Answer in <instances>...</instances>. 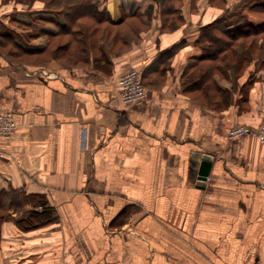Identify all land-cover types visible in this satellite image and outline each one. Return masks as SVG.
Here are the masks:
<instances>
[{"label":"crops","instance_id":"1","mask_svg":"<svg viewBox=\"0 0 264 264\" xmlns=\"http://www.w3.org/2000/svg\"><path fill=\"white\" fill-rule=\"evenodd\" d=\"M12 2L0 0V46L15 48L0 47V112L18 124L0 138V264H264V144L228 138L262 122L264 64L228 76L227 51L208 41L211 25L229 24L210 0L60 12ZM35 11L47 15L31 24ZM84 11L124 29L93 32ZM162 12L178 17L168 24ZM127 65L141 69L147 95L122 105L113 98ZM202 159L212 164L200 187L190 168ZM121 217L135 226L117 225ZM120 234L138 238L121 253Z\"/></svg>","mask_w":264,"mask_h":264},{"label":"rangeland","instance_id":"2","mask_svg":"<svg viewBox=\"0 0 264 264\" xmlns=\"http://www.w3.org/2000/svg\"><path fill=\"white\" fill-rule=\"evenodd\" d=\"M1 1L3 3H8V4H10L13 1L12 3H15V5H20V6L29 7V8L32 7L37 2L43 5H46V6L60 4L61 6L60 7L57 6L58 8L53 7L57 12H60L61 10H66L63 8H66L67 6L69 9H71L73 6L75 7L76 4L78 5L80 4L81 6L90 7V4L92 2H95V4H100L102 1H107V0H1ZM147 1L153 2L154 4H156L160 8V10L161 8H163V6L165 7L167 4L168 5L172 4L173 7L174 5H177L175 4L177 3V0H147ZM188 1H190V3H194V2H197L198 0H188ZM210 3H212V5L215 6L214 9H216V13H214L213 15L215 14L217 15L219 12H221L220 15L217 17L218 18L217 20H220V19L222 21L224 20L223 22H226L229 24L228 28H234V26H238L246 22L247 23L251 22L252 24L256 26L258 25L257 27L260 28V31L256 33L252 32V33H247V34H242V35H237V34L232 35V34H228V32L226 34L224 28H222V27H226L227 25L225 26L224 24H222L221 27L219 28H218V25H219L218 23L216 24L214 23L213 25H211L210 29L213 35H211L212 37L210 38V41H208L209 43L211 42V45L209 46H211V48L223 47L225 51H227L225 53L226 55L223 56L221 60L223 61L222 63L224 66L223 68H228V71L226 70L228 72V76H231L234 81L237 79L239 74H241L242 72L245 71V69H247V66H251L253 63H254V66L257 65V63L264 64V0H210ZM84 13H88V15H84ZM14 14L15 13H13V15L10 18L11 21L12 20L14 21L15 19H18L20 17ZM46 15L47 14H45L43 11H38V12L35 11L34 13L32 12V14L30 15H26L25 18L27 21L29 19L30 20L29 22H31V24L33 23L36 24L39 22L41 17H45ZM83 15H84L83 17H88V18L82 19V21H84L88 27H91V28L93 27L92 29L93 32H97L98 27H99L101 31L100 33H102L103 35L108 34V33H115L117 37L119 33L122 32L121 30L124 29V25H119L118 27H110L106 24H103L102 23L103 20L101 16H99L98 14H94V15L92 14L93 16L98 17L96 18L97 21L102 23V25L99 24V26H95L94 24H92L93 21H91L89 18L92 16L91 14H89V12L84 11ZM176 17L178 16L173 15L172 12L171 13L162 12V22L166 21L169 24L170 22L169 20L171 19L176 20ZM135 21H133V23H135ZM21 28H25V30H29V28L24 27V26L23 27L20 26L17 30L22 31ZM245 30H247L248 32L251 29L246 27ZM215 39L216 41H214ZM1 41H3L1 42L2 44V46H0L1 48H4L5 50H8L9 48L11 50L12 48H14L11 46L12 45L11 40L8 39V41H4L1 39ZM25 42L23 41L22 44H24L26 49L35 47V43H33V41L26 39ZM49 42H47L46 45H49ZM39 43L42 44V41H40ZM57 44H58V41L53 40L50 50L56 49ZM49 54L53 55V53L51 52H49ZM43 58L48 59V57L47 56L44 57V55H43ZM27 59H29L30 61L36 60V63H40L39 60L41 59V57L40 55L33 56V57L27 56ZM211 64L217 65V63L214 60L211 62ZM126 67H128V65L121 68L118 76L120 75L122 70ZM239 67H242L244 69L241 70L242 68L239 69ZM116 219H118V217ZM115 223L117 225L121 224V226L125 223L128 224L127 226H132V225L135 226L134 224L135 222L133 220L130 221L129 218L127 217H124V218L121 217V219L117 220V222ZM148 234L150 238L153 239L154 241L157 240L159 242H163V241L172 240L170 237H168L170 234H167L168 236L165 234L164 236L160 235L157 232L148 233ZM132 236L134 238L132 237L130 239L127 237L126 234H120L119 236H117L116 247L118 248V251L120 253L124 252L123 243L126 244L131 239H134V240L138 239V238H135L134 235ZM185 239L187 240V238ZM185 239H182V240H185ZM160 250L161 249H159V251ZM162 251L164 253L163 254L164 256L169 257V258L172 256V251L170 249L163 248Z\"/></svg>","mask_w":264,"mask_h":264},{"label":"built area","instance_id":"3","mask_svg":"<svg viewBox=\"0 0 264 264\" xmlns=\"http://www.w3.org/2000/svg\"><path fill=\"white\" fill-rule=\"evenodd\" d=\"M47 74V72H45ZM147 89L143 81V73L140 68L128 66L122 70L117 78V89L113 98L114 102L129 105L140 102L146 98ZM17 120L12 113L0 112V138H10L17 129ZM86 131H83L82 142H86ZM252 136L264 144V112L262 122L254 127L238 124L228 131V138Z\"/></svg>","mask_w":264,"mask_h":264},{"label":"water","instance_id":"4","mask_svg":"<svg viewBox=\"0 0 264 264\" xmlns=\"http://www.w3.org/2000/svg\"><path fill=\"white\" fill-rule=\"evenodd\" d=\"M211 164L210 159H202L195 161L190 168V175L198 186L202 187L206 183Z\"/></svg>","mask_w":264,"mask_h":264},{"label":"trees","instance_id":"5","mask_svg":"<svg viewBox=\"0 0 264 264\" xmlns=\"http://www.w3.org/2000/svg\"><path fill=\"white\" fill-rule=\"evenodd\" d=\"M88 6H87V10H88ZM229 25H227L228 27ZM258 26V25H257ZM256 25L252 24L251 22L249 23H244V24H241V25H238V26H234V28H227L226 31L229 33V34H234V35H242V34H247V33H252V32H258L260 31V28L257 27ZM249 28L251 30H249L247 32V30H245V28ZM5 37H8V36H5ZM10 38V37H9Z\"/></svg>","mask_w":264,"mask_h":264}]
</instances>
